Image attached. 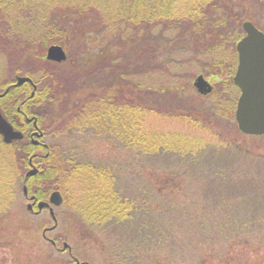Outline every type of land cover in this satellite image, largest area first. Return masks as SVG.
I'll use <instances>...</instances> for the list:
<instances>
[{"label":"trees","instance_id":"1","mask_svg":"<svg viewBox=\"0 0 264 264\" xmlns=\"http://www.w3.org/2000/svg\"><path fill=\"white\" fill-rule=\"evenodd\" d=\"M230 1L0 0V93L8 88L0 96V111L16 129L25 124L14 115L31 117L43 139L7 144L0 135V225L11 224L27 238L40 229L44 264H56L48 248L56 249L55 238L61 239L46 233L67 223L82 239L99 228L100 238L113 236L107 264H136V244L164 249L169 264L179 254L191 256L188 264H207L226 260L229 252L258 255L264 248V153L208 137H220L209 119L225 118L239 96L232 77L243 21L221 13ZM103 37L110 41L105 39L101 61L86 66L97 76L93 86L103 92L71 101L73 87L54 71L62 61L46 59V49L60 45L66 60L65 49L80 47L79 41L94 45ZM183 64H197L201 75L216 78L204 96L207 109H189L182 97L194 76ZM11 68L15 79L27 76L34 86H13L15 79L5 78ZM146 75L162 76L164 83L146 84ZM160 117L188 122L198 133H163L149 126ZM99 136L119 142L118 154L126 152V159L90 161L86 140ZM139 161L147 171L144 179ZM124 166L144 184L119 183ZM34 167L37 172L27 176ZM73 187L78 189L72 197ZM54 190L62 197L57 207L71 210L53 207L49 227L30 221L39 212L27 206L22 211L18 194L38 202ZM17 207L22 213L11 220L8 213Z\"/></svg>","mask_w":264,"mask_h":264},{"label":"rangeland","instance_id":"2","mask_svg":"<svg viewBox=\"0 0 264 264\" xmlns=\"http://www.w3.org/2000/svg\"><path fill=\"white\" fill-rule=\"evenodd\" d=\"M224 0H221L223 3ZM222 9V14L225 12L227 17H230L231 20L238 22L237 18L241 16V22L250 21L252 22L259 30L264 32V2L262 0H231L228 4V7H225V10ZM108 37L101 38L100 42L94 45H84V42L79 41L77 44H83L80 47L77 45L72 47L71 50H66L67 59L63 60L59 63L54 71L57 75L64 76L63 79L65 85L73 87L74 92L72 91L69 98L71 101L77 99H83L91 93L99 94L103 92V88L94 87V81L97 80V76L91 73L92 67L86 68L87 65L91 64L92 60H96L100 62L103 54V44L106 42ZM83 40V39H81ZM110 40H107L109 42ZM76 44V42H74ZM46 53V52H45ZM237 55V54H236ZM104 58V57H103ZM23 61V60H22ZM21 61V62H22ZM19 61L13 62V64L18 63ZM185 71L189 70L194 76L189 79V87L182 93V97L186 99L188 103L189 109L197 108L200 105H205L203 108L207 109L209 104L207 100H205V95L198 92L196 87L193 85V81L197 75H201L203 73L200 72V67L197 64H183V68ZM13 68L6 72V79L14 80L15 72L11 71ZM66 75V77H65ZM205 80L211 85V89H213V85L217 84L216 78L208 75H203ZM16 80L13 81L12 85ZM144 82L146 84L152 83L153 85H161L164 83V77L159 75H146ZM71 83V85H70ZM80 85V86H79ZM150 85V84H149ZM77 86V87H75ZM95 86H97L95 84ZM237 87V86H236ZM238 88V87H237ZM239 91V89H238ZM185 101V102H186ZM234 109L228 112V115L223 118L209 119L215 122L216 128L220 131V137L218 138L216 134H210L208 137L216 143L221 142H230L235 144L240 148H245L254 152L264 153V135L253 136L246 135L239 131L235 118H234ZM14 119L17 121L16 116L14 115ZM21 124V123H19ZM149 126L159 129L161 132H180L178 134H189V133H198L197 130L190 128L188 125L190 123L180 121L177 119L171 118H158L152 119L148 121ZM25 132V139H28L30 135L31 126L27 125L23 127ZM196 137V136H195ZM213 137V138H212ZM197 138V137H196ZM208 138V139H209ZM198 139V138H197ZM38 141H43V139H38ZM214 143H210V145H214ZM216 144V145H219ZM120 144L114 138H106L105 136H99L93 138L85 143L84 153H86L87 158L90 161L99 163L100 160L108 163H117L121 161V159L125 156L126 152L122 154L119 153ZM36 153H40V150L36 151ZM143 161V160H142ZM142 161H139V165H142ZM170 161V159H169ZM122 162V161H121ZM174 162V160H173ZM145 163V161H144ZM168 165H171L170 162ZM131 166V165H130ZM240 166H235V170H237ZM143 170H141V177L144 179V175L146 176V170L142 165ZM232 168V167H231ZM230 168V169H231ZM140 179L131 175V172L128 169V166H124L120 170V180L119 183L127 181V186H142L144 182L142 178ZM122 186L123 183H121ZM72 188V187H71ZM77 187H73V189L69 191V193L73 196L76 195ZM140 188V187H139ZM19 199L21 200V204L23 205L22 211H25V208L28 203H31L30 199L32 196L28 197V199H22L21 195L18 194ZM71 210L70 207L59 206L54 207L55 212L61 211L64 212L65 209ZM33 212H39L30 217V221L38 222L43 225V227H49L51 223L48 217V210H40L36 207L30 209ZM20 208H14L10 213H8L11 220L17 219L21 213ZM35 224V223H34ZM71 224V223H70ZM69 223H67L62 230H54L51 232H47L46 236L50 238H54L59 236V238H55L57 241V248L54 250L48 248L51 252H53L56 264H76L77 262L83 263L87 262L88 264H107L111 254L113 253V248L110 245L111 243H107L111 241V237H103L100 238V232L102 229H97L96 233L94 232L92 237L87 239H82L81 233H79L76 229H74ZM5 225V224H4ZM4 225H0V264H44L43 257L44 254V240L40 236V229L37 235H31L30 238L21 234V230L15 229L13 225L6 224L7 227H3ZM40 225V228L42 227ZM94 237V238H93ZM79 241V242H78ZM63 242L67 244V247H63ZM107 243V246H106ZM144 245L143 243H141ZM137 249H132L133 253H138V262L136 264H169L167 259V252L164 249H159L158 247L154 248L152 246L145 247L138 246L136 244L134 246ZM131 249V246L129 247ZM142 248V249H141ZM64 249V250H63ZM69 249V251H68ZM79 249V250H78ZM80 252L82 255L76 253V251ZM239 248H236L234 251L236 252ZM263 251V253L261 252ZM85 252V253H84ZM79 256V257H78ZM186 256L190 257V255L186 254L181 256V254L176 255L175 261L173 259L170 264H188L186 261ZM198 254H195V259L198 257ZM232 256L233 259H232ZM192 260V259H191ZM260 261V264H264V248L258 252V255L252 253L251 251H247L245 253L239 252L236 255L229 252L226 260L218 261V259L212 258L211 262L207 264H257Z\"/></svg>","mask_w":264,"mask_h":264},{"label":"water","instance_id":"3","mask_svg":"<svg viewBox=\"0 0 264 264\" xmlns=\"http://www.w3.org/2000/svg\"><path fill=\"white\" fill-rule=\"evenodd\" d=\"M241 27L244 31V36L235 45L237 66L232 77L234 85L239 89L234 118L241 133L259 136L264 135V33L250 21H244ZM45 57L54 62H61L65 59L66 55L60 45L53 44L47 47ZM24 82L33 85L29 77L18 76L13 86L21 85ZM193 85L201 94L209 93L212 88L203 75H197L193 81ZM7 90L8 88L0 93V96H3ZM0 135L2 141L7 144L13 140H20L23 137L22 132L14 129L11 123L2 115L1 111ZM35 135L41 136L42 133L36 131ZM31 142L37 144L38 140L32 138ZM36 172L37 169L34 167L27 171L26 175L30 176ZM23 191L26 194V187L23 188ZM30 199L32 200L33 196ZM61 202L62 197L60 192L54 190L50 192L47 201L28 203L27 208L31 209L32 204H36V207L40 210L47 207L49 214L53 215V207L60 205ZM63 247H67V244L64 243Z\"/></svg>","mask_w":264,"mask_h":264},{"label":"flooded vegetation","instance_id":"4","mask_svg":"<svg viewBox=\"0 0 264 264\" xmlns=\"http://www.w3.org/2000/svg\"><path fill=\"white\" fill-rule=\"evenodd\" d=\"M19 113V112H18ZM22 114V113H21ZM21 114H17V115H19V116H17L16 115V117H19V118H17V122L18 123H22L23 125L25 124V126H27V125H29V126H31V131H30V135L28 136V138H36V139H39V138H41V136H37V135H35V132L36 131H40L41 132V130L36 126V124L34 123V120L30 117H26V116H23V115H21ZM30 119V120H29ZM21 125V124H20ZM25 126H19V130L22 132V134H23V138H25V132H24V130L25 129H23V127H25ZM33 201L34 200H32V203H33ZM32 206L33 207H35V205L34 204H32ZM84 263V262H83ZM80 264H82V263H80ZM85 264V263H84Z\"/></svg>","mask_w":264,"mask_h":264}]
</instances>
